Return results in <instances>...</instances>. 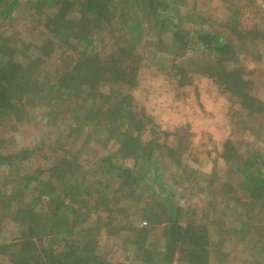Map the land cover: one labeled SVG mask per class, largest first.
Returning a JSON list of instances; mask_svg holds the SVG:
<instances>
[{
	"label": "trees",
	"instance_id": "trees-1",
	"mask_svg": "<svg viewBox=\"0 0 264 264\" xmlns=\"http://www.w3.org/2000/svg\"><path fill=\"white\" fill-rule=\"evenodd\" d=\"M20 4V0H0V22L12 19ZM25 8L32 19L34 15L39 17L35 20L43 23L47 36L37 46L38 56L31 59L24 49L19 59L17 45L12 46L11 40L0 33V124L5 117L19 119L26 105L50 109L53 120L67 111L74 123L66 135L67 145L76 124L79 135L87 131L86 139L106 145L109 155L98 158L100 172H112L120 179L115 193L120 197L115 200L126 196L129 202H112L107 197L110 186L100 179L97 188H88L85 174L80 180L75 176L85 161L79 153L71 152L47 170L21 177L23 185L15 192L0 190V234L5 218L23 227L18 240L0 242V264H121L109 263L97 253L98 235L122 244L142 264H214L228 254L225 241H235L230 237L233 231L241 232L243 244L256 234L261 223L257 218L264 209V156L254 151L245 157L232 141H226L213 161L216 166H224L226 171L219 181L223 176L225 180L212 191L218 173L187 170L182 163L185 148L160 142L156 122L140 111L130 92L137 85L136 62L140 56L132 39L140 37L143 25L151 22L159 43L161 35L169 33L170 40L181 49H195L213 58L212 66L200 64L202 70L211 72L209 75L249 109V114L264 118V101L248 92V81L241 70L227 63L217 66L221 58L234 53L228 35L207 29L184 30L188 18L181 14L176 0H27ZM199 18L201 24L208 22L203 16ZM109 31L118 35L114 42L106 39L109 48L104 57L99 49L104 47L101 42ZM256 34L264 36V32ZM45 63L51 64L54 74H44L47 79L41 82L44 75L40 76V68ZM54 102L68 106L52 111ZM145 134L149 138H143ZM3 141L0 136V167L11 159L3 152ZM111 146L115 150L110 151ZM28 154L31 151L26 150L16 158ZM114 155L132 159L133 165L114 162ZM158 161L166 171L161 173L163 182L156 180L161 176ZM139 163L141 167H137ZM45 172L47 176L42 178ZM202 176L207 184L204 189L212 191L210 195L216 190L217 196L225 199L217 209L225 231L222 236V230L208 222L217 205L209 202L213 206L206 208L205 217H198L194 209L186 211L188 207L180 203L182 193L175 197L165 188L166 178L171 180V187L179 188L186 178L190 185L199 184ZM146 179L153 182L151 201H142L135 192ZM32 183L35 194L23 202L25 190ZM126 207H131V212L122 226L120 216L125 215ZM236 215L239 219L235 225L225 227V218ZM246 216L247 225L243 220ZM76 235L80 238L69 240ZM45 240L48 245H42ZM59 242L63 243L62 250L55 253L49 245Z\"/></svg>",
	"mask_w": 264,
	"mask_h": 264
},
{
	"label": "rangeland",
	"instance_id": "rangeland-1",
	"mask_svg": "<svg viewBox=\"0 0 264 264\" xmlns=\"http://www.w3.org/2000/svg\"><path fill=\"white\" fill-rule=\"evenodd\" d=\"M20 1V7L12 19L0 22V33L11 40L12 46L17 45L16 54L20 57L19 59L22 58L20 54L24 52V49L32 59L38 56L37 46H41L47 35L43 23L35 20L39 17L35 15L33 19L30 17L31 13L25 8L27 0ZM176 1L181 14L188 18L183 23L184 30L193 32L207 29L229 36L234 43V53L229 55V58H221L217 65L218 68L219 65L221 67L227 63L229 67L231 65L233 68L240 69L244 80L248 81V92L264 101V36L256 34L264 32V0ZM202 16L208 19L207 23H199V17ZM255 28L258 32L253 31ZM142 29L143 34L132 39L137 44L136 52L140 56L139 58L135 56V60L138 58L136 62L137 85L132 87L130 92L137 105L141 107L140 111L149 114L156 122L160 142L171 146L182 145L185 148L182 163L187 170L199 169L206 173L214 170L218 173L214 185H211L212 191L217 190L225 180L223 176L219 181V177L226 170L219 163L216 166L213 161L218 158V152L226 141H232L245 157L254 151L264 156V118L249 114V109L243 107L237 98L224 90L209 75L211 72L206 73L202 70L200 64L207 62L212 66L214 65L211 64L213 58L195 49H181L180 45L170 40L169 33L162 34L161 43H159V35L151 22H146ZM116 34L117 32L109 31L104 37L105 41L101 42V47H104L99 50L104 57L107 53V40L114 42ZM50 67V63L42 65L40 76L46 73L53 75L54 71H50ZM209 69L215 71L213 68ZM46 79V75L40 77L41 82ZM67 106V103L60 105L54 102L51 109L52 111L66 110ZM25 108V112L19 119L5 117L0 124V136L4 140L3 152L11 158L9 162L0 167V190L8 193L15 192L23 185L21 177L33 174L36 170H47L63 156L77 152L85 162L80 168L81 171H78L75 176L80 180L85 174L88 177L86 183L88 188H97L96 182L100 179L103 185L110 186L107 197L112 202L119 200V204H128L129 197L126 196L115 200L120 197L115 196L116 190L120 187V179L112 172L106 174L100 172L98 160L109 155L106 153L108 150L106 145H99L91 138L86 139L87 131L82 136L79 135L77 124L74 127L73 139H68L71 144L67 145L66 135L70 130V124H74L67 111L53 120L49 113L51 110L46 107L26 105ZM143 138L146 139L149 136L145 134ZM26 150L31 151V154L23 159L16 158ZM113 150L115 146L110 147V151ZM112 159L126 166H132L134 162L132 159H123L119 155H114ZM137 167H141V163ZM157 167L160 175L163 172L166 174L162 162L158 161ZM46 176L45 172L42 178ZM225 177L228 178L226 175ZM162 178L164 176L161 175L156 180L160 181ZM186 179L187 181L181 183L179 188L178 186L171 187L172 183L169 178L165 181V188L170 193L173 192L175 197L182 193L179 201L188 207L186 211L194 209L198 217H205L206 208L209 210V207L214 204L217 206L225 204V199H220L216 190V193L213 192L214 195H210L209 192L212 191L208 188L204 189L207 184L203 176L197 180L200 183L195 185H190L188 178ZM150 184L153 182L146 179L135 188L136 196H141L142 201H151L152 187ZM34 186L35 184L32 183L25 190L23 202L30 200L35 194ZM227 206L226 213L229 212L230 202ZM126 208L128 209L125 210V215L120 216L119 224L122 226L128 221L126 215L131 212V207ZM219 208L218 206L208 215V222L212 228H220L222 232L219 236H222L225 231L220 222L221 213L217 212ZM185 218L190 219L187 216ZM247 218V216L243 218L246 225ZM236 219H239L237 215L236 218H225V227L235 225ZM257 221L261 222L260 230L258 229L253 235L254 241L253 236H250L243 244L241 232L233 231L230 237L235 241H225L224 248L227 249L228 254L218 261L215 260L214 264H264V209ZM239 222L241 224L242 220ZM2 228L0 234L2 243L18 240L23 231L19 222L11 218L4 219ZM98 236L97 253L104 256L107 262L142 264L135 260L130 250L124 248L122 244H117L105 236ZM79 238L80 235H76L69 240ZM42 245H48L47 240L42 242ZM49 246L55 253H59L63 243L59 242L54 246Z\"/></svg>",
	"mask_w": 264,
	"mask_h": 264
}]
</instances>
